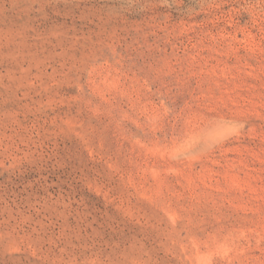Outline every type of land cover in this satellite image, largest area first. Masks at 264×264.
Here are the masks:
<instances>
[{
	"label": "rangeland",
	"instance_id": "obj_1",
	"mask_svg": "<svg viewBox=\"0 0 264 264\" xmlns=\"http://www.w3.org/2000/svg\"><path fill=\"white\" fill-rule=\"evenodd\" d=\"M0 264H264V0H0Z\"/></svg>",
	"mask_w": 264,
	"mask_h": 264
},
{
	"label": "clouds",
	"instance_id": "obj_2",
	"mask_svg": "<svg viewBox=\"0 0 264 264\" xmlns=\"http://www.w3.org/2000/svg\"><path fill=\"white\" fill-rule=\"evenodd\" d=\"M242 126H237L236 127V132L238 133L239 131H240V128H241Z\"/></svg>",
	"mask_w": 264,
	"mask_h": 264
}]
</instances>
